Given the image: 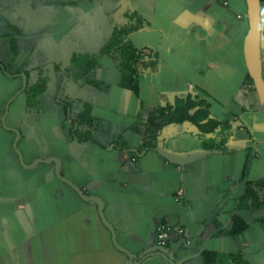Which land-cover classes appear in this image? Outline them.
I'll return each mask as SVG.
<instances>
[{
    "label": "crops",
    "instance_id": "0c3cea01",
    "mask_svg": "<svg viewBox=\"0 0 264 264\" xmlns=\"http://www.w3.org/2000/svg\"><path fill=\"white\" fill-rule=\"evenodd\" d=\"M225 1L227 6L222 0H75L62 7L46 38L59 51L55 60L68 79L59 83L38 66H27L18 71L26 72L29 86L43 80V94L34 99L11 86L0 98V264H204L203 252L217 254L216 264H264V208L242 200L245 184L264 180V147L250 152L256 136L264 138V106L250 99L255 90L245 81V0ZM101 7L108 12L98 19ZM86 18L96 20L93 26L83 27ZM135 24L127 39L144 54L136 64L138 96L120 86L118 60L101 52L114 28ZM261 69L264 80V0ZM2 79L16 77L0 69ZM187 95L205 99L212 116L230 124L228 154L201 153L199 140L182 127L162 142L189 158L183 165L143 149L150 110ZM62 105L72 118L88 111L91 122L77 129L84 142L72 138V125L57 113ZM6 108L4 124L9 118L8 128L19 132L23 163L58 159L66 181L101 199L116 242L135 260L114 247L96 204L59 180L53 163L21 165L15 134L2 124ZM233 217L246 224L238 235L230 234ZM160 224L185 234H171L159 249Z\"/></svg>",
    "mask_w": 264,
    "mask_h": 264
},
{
    "label": "trees",
    "instance_id": "16d2710c",
    "mask_svg": "<svg viewBox=\"0 0 264 264\" xmlns=\"http://www.w3.org/2000/svg\"><path fill=\"white\" fill-rule=\"evenodd\" d=\"M263 3V0H260ZM71 5V3H70ZM135 17L137 16L136 14ZM133 17V16H130ZM138 17V16H137ZM142 23L139 21V24ZM138 27V24L114 28L107 44L102 48V53H109L118 60L122 79L120 86L131 91L138 96V71L136 64L144 58L142 51L137 50L127 39L130 32ZM246 84L253 89V83L247 75ZM45 83L43 80L27 87L28 97L34 99L43 93ZM254 91V89H253ZM65 119L72 125L70 134L72 138L80 143L81 139L78 134V127L83 121L91 122L87 110L72 118L68 105H63ZM177 127H182L183 132L199 140L201 153L220 152L228 154L232 145V132L229 123H220L215 119L211 112L209 103L200 97L187 95L183 98H177L173 103H167L153 108L147 115L142 135L145 138L143 149H155L158 142L166 137L172 136ZM199 154H192L191 157H197ZM247 168V163L244 170ZM243 201H249L251 208H264V180L245 184ZM231 235H238L244 231L246 224L239 218L233 217ZM264 228V220H262ZM204 264H216L219 258L215 253L203 252Z\"/></svg>",
    "mask_w": 264,
    "mask_h": 264
},
{
    "label": "rangeland",
    "instance_id": "374dc122",
    "mask_svg": "<svg viewBox=\"0 0 264 264\" xmlns=\"http://www.w3.org/2000/svg\"><path fill=\"white\" fill-rule=\"evenodd\" d=\"M114 1L115 0H112V2ZM72 2H75V0H0V63L4 65V69L7 72L6 75L12 73V76H14L18 69L24 70L27 66H38V70L42 69L44 72L53 75V77L57 78L59 83L64 77H68L64 69L59 67L57 60H55L57 56L56 53L58 55L60 54L59 51H54L52 49L53 47H49L48 39L50 40V38H46V31L48 27L55 22L58 12L62 7H71L70 3ZM98 11L99 13L96 17L98 19L102 18V13L108 12H106L103 7ZM95 21L96 20H93V18L91 21H88L86 18L82 21L83 27H85V25L93 26ZM70 38H67V40H70ZM87 49L88 48L85 47L82 51H87ZM90 49L93 51L95 48L91 46ZM14 50L15 52L20 51L19 56L14 54ZM64 57L65 56H63L62 59ZM55 63V66H58V72L53 68ZM59 83H57V85ZM11 86L15 88L16 91L19 90L22 87V79L20 77H16L14 80L7 79V81L2 79V81H0V98L5 93L6 89H10ZM56 86H52L51 84L49 89L56 88ZM14 94L10 96V99L13 98ZM225 96L226 95L219 96L220 99H218L221 100ZM234 96L235 100H240L241 102L244 100L243 97L241 99L239 95L236 96L235 94ZM214 98L212 101L215 100ZM251 98L254 100L255 104H257L256 106H259L256 93H251L250 99ZM9 100H7L6 104ZM19 100H16V103H20L21 101L19 102ZM214 108H218V113L221 112L218 104L216 105L214 103ZM259 108L263 107L259 106ZM56 110L60 115L64 113V111L61 112L58 108H56ZM5 124L7 127L11 126L9 118L6 120ZM22 129H24L23 126ZM124 136L126 140H128L127 137L131 139L130 135L126 134ZM255 141L256 144L253 146L252 151H250L252 153L251 155L257 150V146L264 147V138L260 139L259 134L256 136ZM259 141L261 142L260 144ZM19 147H21V144ZM25 160L29 161L28 156H25ZM82 214H87V211Z\"/></svg>",
    "mask_w": 264,
    "mask_h": 264
},
{
    "label": "water",
    "instance_id": "95a60500",
    "mask_svg": "<svg viewBox=\"0 0 264 264\" xmlns=\"http://www.w3.org/2000/svg\"><path fill=\"white\" fill-rule=\"evenodd\" d=\"M245 4L247 8L248 30L244 38V44H243L244 61H245V66L247 69L248 76L250 77L253 83V88L258 97V100L260 104L264 106V80H263L262 69H261V1L260 0H245ZM21 78L23 82L22 90H24L26 88V77L22 74ZM6 114H7V108L5 110L4 116L2 117V124L6 130H10L15 134V140L13 142V149L16 152L21 165L26 168H31L38 163H53L55 165V174L59 180L67 183L69 186H72V188L76 191L79 197L85 202H93L96 204L101 222L111 233L112 243L114 247L120 252H123L128 258L135 260L136 256L132 255L129 251L119 246L118 243L116 242L113 228L106 221L103 215V204H102L101 199L97 197L84 195L80 190H78L76 187H74L72 184L66 181L59 174V160L58 159L49 158L47 160H36L30 165H25L23 163L22 155L20 151L17 149V141L19 138V132L14 129L7 128L5 126L4 119H5ZM155 150L159 154V156H161L164 160L174 165L181 166L189 160L187 156H183L181 154H177V153H174V152H171L165 149L164 143L162 141L158 142ZM160 256L168 260V258H166L164 255L160 254ZM169 262L171 264H174L171 261Z\"/></svg>",
    "mask_w": 264,
    "mask_h": 264
},
{
    "label": "built area",
    "instance_id": "2783aa9c",
    "mask_svg": "<svg viewBox=\"0 0 264 264\" xmlns=\"http://www.w3.org/2000/svg\"><path fill=\"white\" fill-rule=\"evenodd\" d=\"M223 6H227V2L225 0H222ZM171 234H175L177 236H184L185 232L182 229H177V230H172L171 227L165 225V224H160L155 232V245L159 249H163L166 247L169 237ZM189 243V242H187Z\"/></svg>",
    "mask_w": 264,
    "mask_h": 264
},
{
    "label": "flooded vegetation",
    "instance_id": "af4514ba",
    "mask_svg": "<svg viewBox=\"0 0 264 264\" xmlns=\"http://www.w3.org/2000/svg\"><path fill=\"white\" fill-rule=\"evenodd\" d=\"M0 69L2 70V72H3L4 74H7V72H6L5 69H4V65L1 64V63H0ZM22 74L26 77V88L24 89V90H26L27 87H29L28 82H27L28 76H27L26 72L21 71L20 73H17V74L15 75V77H20V78H21V75H22ZM8 75L11 76V77H14V76H12L11 74H8ZM21 79H22V78H21ZM22 87H23V82H22ZM22 87H21V89H20V92H23V91H24V90H22ZM7 128H8V127H7ZM10 129H11V128H10Z\"/></svg>",
    "mask_w": 264,
    "mask_h": 264
}]
</instances>
